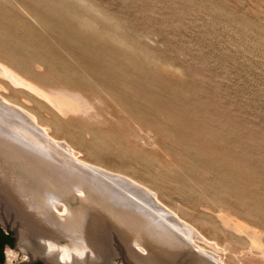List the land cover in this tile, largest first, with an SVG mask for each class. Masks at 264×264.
<instances>
[{"label":"rangeland","instance_id":"374dc122","mask_svg":"<svg viewBox=\"0 0 264 264\" xmlns=\"http://www.w3.org/2000/svg\"><path fill=\"white\" fill-rule=\"evenodd\" d=\"M0 107L112 198L158 205L225 264H264V0H0ZM113 254L73 255L158 264Z\"/></svg>","mask_w":264,"mask_h":264},{"label":"bare ground","instance_id":"6f19581e","mask_svg":"<svg viewBox=\"0 0 264 264\" xmlns=\"http://www.w3.org/2000/svg\"><path fill=\"white\" fill-rule=\"evenodd\" d=\"M57 96L61 97L62 95L59 93L54 97ZM75 98L76 97H74V99ZM74 99L72 102H74ZM65 100L67 99L65 98ZM68 101L71 102L70 99L67 100V102ZM1 102L3 103L4 101ZM7 112L8 111L4 108L0 107V147H3L10 155L21 158L26 165H29L28 167L33 170V174L35 176L37 175L41 180L47 195V200L49 198L56 199L54 198L55 193L53 194L52 191L57 187V189L59 188L57 191V194L59 193V195L64 194L60 188H64L65 191L76 189L77 192L81 194L84 192L85 188H88L91 196L104 202H111L110 196L112 194L110 195L109 192L112 189L104 187V189L96 190L91 183L86 180V176L81 170L82 168H78L79 162L76 161V153L66 147L63 143L49 137L47 132L48 128L37 126L36 120L24 112H20V115L22 116L20 118L21 120L18 119L20 122L7 117V115H9ZM15 118L17 119V117ZM22 145H26V147L23 148ZM102 181L103 180L101 179L100 182ZM43 182L46 183L43 184ZM7 191L9 194V189ZM120 202H122V200ZM52 203L51 208L53 207L54 209L59 210V213L61 214L65 212L66 209L64 205L59 203L57 207L54 200ZM122 203L121 208L117 211L121 215H126L127 212L129 213V210L125 205L127 202ZM136 206L141 205L136 204ZM157 206L153 203L147 204L149 209L146 210L148 212H144L148 214L135 213L129 220L128 224L134 228L137 233L146 231V234L150 236L163 239L170 243H175L177 240L175 239L174 234H172L167 228V226L171 227L177 231L187 243H190L192 249L197 250L198 253L200 252L204 254V257L216 264H225L222 257L219 256L220 253L225 252V249H221L215 244L205 241L196 232L184 227L172 216H164L161 214L163 210H161V212L160 210L156 212L157 210L155 207L158 209ZM141 208L143 209L144 207L141 206ZM153 212L155 214L157 213L158 218ZM2 214L3 213L0 210V222L3 224L9 222L13 231L15 230V237H17L15 249L13 251L6 249L5 264H25L34 260H42L46 264H51V261L55 257L58 258L60 262H58L59 264H78L77 258L73 254H95L93 251H89L90 249L88 250V248L71 241L68 232L72 226V220H65L62 223L49 216L35 218L33 215H27V213L17 214L15 212L13 214L11 213L9 217H6V215L4 216V214ZM4 218L8 219L5 220ZM13 219L19 223V226ZM21 227L23 229H21ZM19 231L21 238L26 236V238L31 240V244H36L37 251L34 248H31V245H26L27 247L23 245L19 238ZM198 242L205 245L208 248V251L201 249L198 246ZM63 246L69 247L73 254ZM139 249L143 251L141 248ZM123 250L124 249H121L120 251L123 252ZM121 255L123 257L122 253ZM124 261L126 264H133L126 258H124ZM151 262L153 261H147V263Z\"/></svg>","mask_w":264,"mask_h":264},{"label":"water","instance_id":"95a60500","mask_svg":"<svg viewBox=\"0 0 264 264\" xmlns=\"http://www.w3.org/2000/svg\"><path fill=\"white\" fill-rule=\"evenodd\" d=\"M22 147L24 148L26 145H22ZM28 166L21 158L10 155L3 147H0V183H2V187L5 186L10 191L7 197L0 194V210L4 216L16 212L17 214L27 213L35 218L49 216L62 223L65 220H72V226L68 232L71 241L90 249L89 251H93L97 257L109 258V262L112 255L114 256V248L118 253L121 249H125L133 253L136 259L150 260L158 264H216L204 257V254L192 249L190 243H187L171 227L167 226L177 240L175 243L150 236L146 234V231L137 233L128 222L134 216L133 214H148L146 213L148 211L142 209L141 206H136L137 202L134 200H126L127 204L125 205L129 210L126 215H121L117 211L123 204L120 199L110 196L111 202H104L91 196L88 188H85L84 192L80 193L81 195L77 194L79 192L76 189L65 191L64 188H60L64 194L59 195V193L57 194L59 188L56 187L52 191L53 194L55 193L54 198L56 199L49 198L50 200H47L41 180L33 174V170ZM78 168H82L86 180L96 190L104 189L109 184L107 183L109 179L105 178L107 176L95 169L80 163ZM101 179L102 182H100ZM45 183L43 182V184ZM53 200L57 207L59 203L65 206L64 213L61 214L59 210L51 208ZM0 225L8 227L15 237L8 222L5 224L0 222ZM136 244L144 247L146 253L135 249ZM105 252L110 257H107ZM122 263L126 264L123 260Z\"/></svg>","mask_w":264,"mask_h":264},{"label":"flooded vegetation","instance_id":"af4514ba","mask_svg":"<svg viewBox=\"0 0 264 264\" xmlns=\"http://www.w3.org/2000/svg\"><path fill=\"white\" fill-rule=\"evenodd\" d=\"M10 233H5L2 228L0 227V264H3V258H4V251L5 249H9L11 247H15V237L14 234L9 231ZM17 238V237H16ZM22 239V243L25 247H27L26 245L30 246L31 248H33V245L30 243L31 240H29L28 238H26V236ZM17 244V243H16ZM29 263V262H28ZM29 264H43L42 262H34V263H29Z\"/></svg>","mask_w":264,"mask_h":264}]
</instances>
